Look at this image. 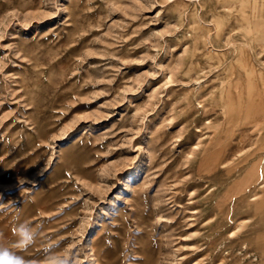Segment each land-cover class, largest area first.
<instances>
[{
    "label": "rangeland",
    "instance_id": "1",
    "mask_svg": "<svg viewBox=\"0 0 264 264\" xmlns=\"http://www.w3.org/2000/svg\"><path fill=\"white\" fill-rule=\"evenodd\" d=\"M262 74L264 0H0V256L264 264Z\"/></svg>",
    "mask_w": 264,
    "mask_h": 264
},
{
    "label": "bare ground",
    "instance_id": "2",
    "mask_svg": "<svg viewBox=\"0 0 264 264\" xmlns=\"http://www.w3.org/2000/svg\"><path fill=\"white\" fill-rule=\"evenodd\" d=\"M199 25H201L200 27H204V26H202V24H200L199 23ZM205 27H206V25H205ZM247 55H248V53H247ZM247 59V58H246ZM242 64V63H241ZM248 64H249V67L251 68V69H253V66H254V64H253V61L252 60H248ZM248 64H247V67H248ZM243 66H245V65H243ZM246 67V68H247ZM248 69V68H247ZM247 71V70H246ZM255 71V70H254ZM250 73H252V72H250ZM247 74H248V72H247ZM262 75H264V74H262ZM264 77V76H263ZM262 82V81H261ZM264 83V82H263ZM263 87H264V84H263ZM248 90H249V98H251L252 97V91H251V89H249L248 88ZM233 92V91H232ZM264 92V91H263ZM229 97V96H228ZM239 99H242L241 97L239 98ZM222 148H224V147H222ZM222 148H219V149H217V155L218 154H221V149ZM233 156V155H232ZM262 157V156H261ZM258 158V157H257ZM257 158H256V161H257ZM227 159V157L225 156V158H223L222 160H220L219 162H223L224 160H226ZM262 159V158H261ZM260 160V159H259ZM259 160H258V162H259ZM255 161V162H256ZM257 163V162H256ZM255 163V164H256ZM216 164V162L215 161H212L211 162V164H210V168L213 166V165H215ZM260 165V164H259ZM263 168V167H262ZM264 169V168H263ZM251 172H253L254 173V177H253V179H252V181L254 180V181H257L259 178H257L258 177V174H259V168H258V165H254V167H252V169H251ZM263 172V176H264V171H262ZM262 177V176H261ZM261 179V178H260ZM251 181V182H252ZM261 185V186H264V179H262V180H259V181H257V183H256V185H255V187H257L258 185ZM259 185V186H260ZM132 186V185H131ZM138 186V185H137ZM136 186V187H137ZM134 186H132L131 188H133ZM135 188V187H134ZM263 190V189H262ZM261 247H263V245L261 246ZM260 249V248H259ZM100 251V250H99ZM108 250H104V251H102V252H100V254H102L106 259L108 258ZM263 257V256H262ZM102 264H110V261H108V260H104L103 261V263ZM149 264H151V262L149 263Z\"/></svg>",
    "mask_w": 264,
    "mask_h": 264
},
{
    "label": "clouds",
    "instance_id": "3",
    "mask_svg": "<svg viewBox=\"0 0 264 264\" xmlns=\"http://www.w3.org/2000/svg\"><path fill=\"white\" fill-rule=\"evenodd\" d=\"M0 264H20V262L12 259L7 254H5L3 256H0Z\"/></svg>",
    "mask_w": 264,
    "mask_h": 264
}]
</instances>
